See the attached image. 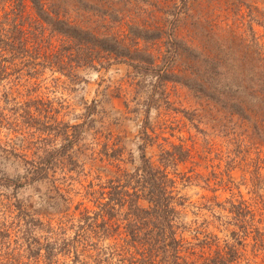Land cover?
I'll use <instances>...</instances> for the list:
<instances>
[{"label":"rangeland","instance_id":"1","mask_svg":"<svg viewBox=\"0 0 264 264\" xmlns=\"http://www.w3.org/2000/svg\"><path fill=\"white\" fill-rule=\"evenodd\" d=\"M41 1L60 4L76 22L89 23L88 18L78 17L74 8L79 6L73 0ZM86 1L98 7L89 15L99 32L109 24L95 23L97 10L111 9L117 10L119 20L109 27L121 38L132 21L160 30L159 38L141 45L155 67L168 68L172 75L138 73L118 64L108 71L80 70V79L75 80L37 65L32 77L21 70L0 78V178L26 182L27 162H37L44 151L65 143L53 135L56 124L83 125L71 151L78 164L74 173L63 167L46 180L23 183L20 188L0 187V262L12 264L28 258L36 264L41 260L25 249L27 243L21 238L25 211L41 222L33 230L34 238L28 240L33 250L55 243L61 227L66 238L92 237L85 234L89 222L84 215L92 217L97 212V200L108 191L109 181L136 172L143 144L146 158L165 170L174 183L173 193L184 200L178 208V238L191 246H199L204 236L215 238L209 239L211 245L203 251L194 249L196 256L222 248L233 227L226 231L215 217L228 220L230 215L221 209L228 207L227 202L242 198L256 212V219L262 214L264 0H186L184 8L181 0ZM25 5L24 16L33 19L30 4ZM9 10L0 0L1 20ZM174 15L178 48L170 60L165 35ZM36 31L42 33L44 46H51L41 47V53L60 45L59 37L50 36L45 27L43 32ZM10 70L14 68L5 74ZM231 103L243 111L234 112ZM174 147L186 151L188 157L182 162L165 158V152L171 153ZM16 202L22 206L20 213ZM121 220L118 215L109 221L113 237L104 244L125 238Z\"/></svg>","mask_w":264,"mask_h":264},{"label":"trees","instance_id":"2","mask_svg":"<svg viewBox=\"0 0 264 264\" xmlns=\"http://www.w3.org/2000/svg\"><path fill=\"white\" fill-rule=\"evenodd\" d=\"M73 1L79 6V9L74 8L78 17L84 20L88 18L89 23H85L83 19L84 24H81L80 20L76 22V17L71 18L67 8L61 7L60 4L46 5L41 0H3L10 10L3 15L2 20L0 19V78L17 74L21 70L27 71L26 75L32 77L38 72L37 65L75 80L80 79V70L108 71L111 66L118 64L126 65L138 73H158L157 75L162 77L172 75L168 68L160 70L155 67L152 56L141 45L143 41L159 38L160 30L140 27L132 21L126 25V37L121 38L118 31L109 27L114 25L118 19L116 15L119 14L117 10L111 9L97 10L95 23L101 21L103 24H109L104 32H99L93 27L94 22H91L89 15L98 7L88 4L86 0ZM100 2L108 3L111 0ZM25 3L30 4L35 18L24 16ZM181 5L184 8L186 0H181ZM2 9H5V6ZM174 17L165 35L170 45V60L175 57L178 48L174 37L177 16ZM27 20L30 24L26 26ZM29 25H32V28ZM43 27L50 36L59 37L60 45L57 48L54 46L52 52H40L41 47H51L44 46L42 33L36 31H42ZM9 68L14 70L5 74ZM199 88L205 93L203 86ZM216 93L218 94V91ZM217 94H212V97L228 105ZM230 106L234 108V112L243 111L236 103H231ZM87 109L90 111L89 107ZM82 128V124H56L53 135L60 136L65 143L44 151V156L39 161L27 162V177L23 183L33 184L46 180L50 174L62 172L63 167L67 168V172L74 173L78 164L71 151L82 134ZM173 149L171 153L165 152V158L172 157L175 162H182L188 157L186 151L181 148ZM174 154L177 156H173ZM139 163L132 176L123 174L109 181L106 186L108 191L105 194L101 192L97 200V212L93 213L92 217L84 215V220L89 222V230L84 232L87 235L92 234V237L75 234L73 238H66V231L61 227L55 243H48L33 250L31 247L35 246H31L28 240L34 238L33 230L41 222L25 211L23 217L26 221L21 238L27 243L25 249L33 256L41 258L36 264H264V202H261L262 214L257 219L256 212L242 198L238 202H227L228 207L221 209L230 215L228 220L224 221L220 216H216L215 220L226 231L231 226L233 230L225 237L222 248L217 247L209 254L202 252L196 256L194 249L199 247L203 251L204 247H210L209 239L215 238L204 236L199 246H191L178 238L177 231L181 228V224L176 223L178 208L184 206V200L173 193L174 183L168 178L165 170L155 168L146 158L144 144L140 147ZM23 183L0 178V187L20 188ZM19 204L16 202L15 208L20 213L23 210ZM118 215L122 217L123 234L127 239L120 238V241L115 240L113 244H104L113 237L108 223ZM192 257L195 258L191 259ZM12 264L33 263H30L28 258H21Z\"/></svg>","mask_w":264,"mask_h":264}]
</instances>
